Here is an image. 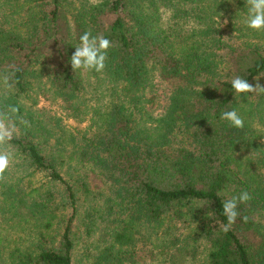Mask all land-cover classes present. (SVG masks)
<instances>
[{"label":"trees","instance_id":"16d2710c","mask_svg":"<svg viewBox=\"0 0 264 264\" xmlns=\"http://www.w3.org/2000/svg\"><path fill=\"white\" fill-rule=\"evenodd\" d=\"M247 18L246 0H0V264H184L200 240L204 264H264V94L231 87L264 86ZM85 31L111 42L101 72L71 67Z\"/></svg>","mask_w":264,"mask_h":264},{"label":"clouds","instance_id":"9594fccd","mask_svg":"<svg viewBox=\"0 0 264 264\" xmlns=\"http://www.w3.org/2000/svg\"><path fill=\"white\" fill-rule=\"evenodd\" d=\"M247 5V26L253 30H264V0H246ZM222 15V13L220 14ZM224 23H227L225 20ZM79 44L75 46V51L70 58V64L74 71H91L101 72L105 68L107 60V52L111 47V42L102 36H93L90 32L85 31L79 37ZM252 85L247 79L236 76L231 80V87L237 94L258 93L264 94V86L259 83ZM8 77H4V82L7 83ZM12 113H16L15 107L11 108ZM221 119L227 120L236 128H243L244 120L236 110L223 112ZM15 126L10 122V117L0 111V179H3V173L8 168L11 159L10 141L13 138ZM251 199L247 191H243L238 196H233L231 199L224 201L223 215L227 218L228 224L224 226V231L228 230L229 225L235 223L239 213L237 211L238 204L246 203ZM247 218L245 217V220Z\"/></svg>","mask_w":264,"mask_h":264},{"label":"rangeland","instance_id":"374dc122","mask_svg":"<svg viewBox=\"0 0 264 264\" xmlns=\"http://www.w3.org/2000/svg\"><path fill=\"white\" fill-rule=\"evenodd\" d=\"M160 82H163V81H160ZM160 86H161V90H159V91L162 93H166L167 90H169L168 84H166V83H161ZM258 129H262L263 134H264V126L262 124H260L258 126ZM199 242L201 245L199 246V251H198V254L196 255V257H194V258L187 257L185 259L184 264H204V259H205V254H206V250H205L206 243L202 240H200ZM144 264H156V263L146 262Z\"/></svg>","mask_w":264,"mask_h":264}]
</instances>
